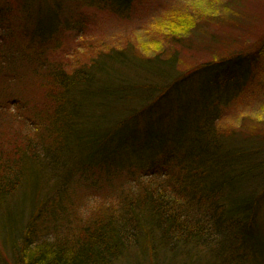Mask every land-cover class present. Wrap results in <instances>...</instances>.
Listing matches in <instances>:
<instances>
[{"label": "trees", "instance_id": "trees-1", "mask_svg": "<svg viewBox=\"0 0 264 264\" xmlns=\"http://www.w3.org/2000/svg\"><path fill=\"white\" fill-rule=\"evenodd\" d=\"M83 1L87 8L117 15L134 2ZM14 3L10 1L9 7ZM15 9L12 13L18 10L16 3ZM60 9L62 14L59 0L48 10L43 6L32 22L36 39L59 30ZM178 22L185 26L183 20ZM179 28L171 35L177 42L178 36L195 28V22ZM259 46L256 56L264 59V40ZM24 48L14 51L23 57ZM95 53L89 66H81L70 79L64 74L54 77L48 70L46 93L51 92L58 124L36 143L40 149L48 143L42 154L50 164L74 165L76 174L87 179L93 173L105 182L116 178L107 179L111 180L107 186L133 170L137 157L153 161L140 173L144 176L140 191L129 195L116 191L108 206L90 212L80 223L71 204L65 208L42 204L49 171L44 159L26 162L30 155L21 147L0 152V246L12 247L13 264H264V246L254 232L264 199V135L229 131L221 119V110L241 96L248 83L246 92L264 95L259 75L244 60L228 67L232 60L223 58L182 73L173 66L175 60L157 64L156 57L151 65L140 66L144 70L140 82V73L135 79L122 51ZM260 62L264 67V60L254 59V69ZM8 74L3 80L7 86L18 72ZM152 78H158L156 86L147 84ZM2 89L0 112H9L11 101L15 112L24 113L22 99L5 96ZM142 92L148 94L141 96ZM23 103L26 110L35 108L33 102V108ZM155 111L159 119L153 125H135L142 116L149 123ZM21 117L38 132L32 118ZM166 123L172 124L171 134L158 129ZM36 138H27L29 151ZM157 151L162 154L154 158ZM43 223L52 231L51 240L39 232Z\"/></svg>", "mask_w": 264, "mask_h": 264}, {"label": "rangeland", "instance_id": "rangeland-1", "mask_svg": "<svg viewBox=\"0 0 264 264\" xmlns=\"http://www.w3.org/2000/svg\"><path fill=\"white\" fill-rule=\"evenodd\" d=\"M10 1L12 0H0V88L3 87L1 92L5 96L22 99L20 104L23 108L24 101L26 107H32L33 102L35 108H22L24 113H17L14 111L16 106H12L10 101L7 104L10 111L0 112V152H8L12 147H21L22 152L26 149L30 155L26 162L44 159L49 171L44 178L46 185L41 190L45 195L42 204L61 205L64 208L71 204L70 207L80 223L88 219L90 212L100 206H108L122 190L123 195L140 191L144 179L140 173L143 171L144 174L153 160L137 157L132 166L133 170L123 175L121 181L114 182L113 186L106 184L116 178L108 177L105 182L104 177L93 173L87 179L76 174L74 165L65 167L64 162L48 163L47 157L42 154L44 146L48 143L43 144V149L36 143L42 136L45 138L44 132L52 130L56 127L54 125L58 124L53 115L55 106L48 95L51 92L46 93V87L51 81L47 76L48 70H51L54 77L64 74L70 79L81 66H89L92 58L97 56L95 51L101 50L106 54L122 51L130 64L129 67L133 66L131 74L135 78L136 73H140L137 80L141 82L144 70L140 71V66L146 67L147 62L151 65L156 57L159 60L157 64L166 59L175 60L173 66L182 73L192 72L197 66L225 58L232 60V63L227 64L228 67L237 66L242 60L246 61L245 64H249L250 69H253L251 72L259 75L257 82L264 85L263 64L260 62L257 69H254L253 65L254 59L256 62L264 60L256 56L259 44L264 40V0H134L132 8L121 15L92 6L87 8L83 0H66L63 5L62 0H59L60 8L63 9L62 14L61 9L59 10L62 15L61 22H56V29L59 30L49 38L37 39L32 35V22L36 21L38 14H42L43 6L48 10L55 0H13L18 7L13 13L12 9L16 10L15 3L10 9ZM179 20H183L185 26H180ZM73 21H78V24L67 28ZM191 22H195V28L178 36V42L172 40L174 37L171 38V35L182 29L179 27H187ZM11 43L15 44L11 46ZM19 46H25L23 57L14 51ZM103 59L108 62V59ZM9 71L18 74L15 80L10 79L7 86L3 80L10 77ZM237 71L239 75L243 74L238 68ZM150 80L147 84L156 86L158 78ZM249 86L250 83L241 96L221 110L223 127L232 132L263 136L264 95L255 96L246 92ZM53 94L59 97V94ZM147 94L148 92H142L141 96ZM17 101L20 102L18 99ZM156 113H152L149 123L145 120L146 116H142L139 121H135V125L137 122L138 128L141 125H153L154 121L159 119V114ZM24 114L34 120L38 132L30 128V120L21 117ZM171 127V123L158 125L162 134H171L172 132H168ZM90 130L88 127L87 133ZM34 136L38 138L34 147H31V154L27 149V138ZM159 151L154 154V158L160 157L162 152ZM109 187L111 189L108 197ZM9 201L12 202V199ZM59 216L57 215L58 219ZM254 221V232L261 238L260 242L264 246V199ZM23 222H27L25 217ZM38 229L41 234L47 236V240L54 237L50 235L52 231H49L45 223ZM11 250V246H0V264H13Z\"/></svg>", "mask_w": 264, "mask_h": 264}]
</instances>
